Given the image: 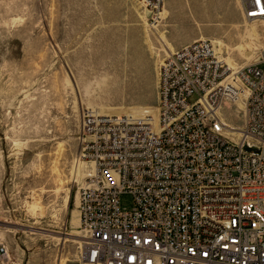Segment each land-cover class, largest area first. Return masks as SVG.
<instances>
[{"label": "rangeland", "instance_id": "1", "mask_svg": "<svg viewBox=\"0 0 264 264\" xmlns=\"http://www.w3.org/2000/svg\"><path fill=\"white\" fill-rule=\"evenodd\" d=\"M163 8L151 26L138 0H0V264H81L78 195L93 170L73 175L83 110L153 119L168 52L207 37L239 68L264 48V23L246 20L240 0ZM239 105H224L235 127ZM120 203L131 209L132 195Z\"/></svg>", "mask_w": 264, "mask_h": 264}, {"label": "built area", "instance_id": "2", "mask_svg": "<svg viewBox=\"0 0 264 264\" xmlns=\"http://www.w3.org/2000/svg\"><path fill=\"white\" fill-rule=\"evenodd\" d=\"M138 1L156 26L165 0ZM240 5L264 23V0ZM239 102L235 127L224 105ZM79 144L96 171L78 195L81 264H264V48L236 71L193 40L160 63L157 122L88 107Z\"/></svg>", "mask_w": 264, "mask_h": 264}, {"label": "bare ground", "instance_id": "3", "mask_svg": "<svg viewBox=\"0 0 264 264\" xmlns=\"http://www.w3.org/2000/svg\"><path fill=\"white\" fill-rule=\"evenodd\" d=\"M164 9V8H163ZM165 12V9L164 10H162V12H161V14L162 13H164ZM162 41H163V39H161ZM214 43H215V46H216V43H219V44H221L222 45V42L221 41H214ZM217 47V46H216ZM217 51H218V48H217ZM171 52H173V51H171ZM171 52H168V53H171ZM219 52V51H218ZM228 59V58H227ZM230 59V58H229ZM230 62V61H229ZM228 62V63H229ZM231 63V62H230ZM229 63V64H230ZM231 65V64H230ZM232 66V68L234 69V70H238L239 68H241V67H237L235 64H232L231 65ZM236 85L237 86H239L241 89H243V87H242V85L239 83V81L237 80L236 82ZM239 104H241V102H239ZM220 115H221V117L223 116V118H224V114L222 113V111L220 112ZM152 121H154V122H157L158 121V114H157V117H155V118H153V119H151ZM78 163H76L75 165H74V171H73V175H74V177H77L78 175H80V173H81V169L86 165V164H88V162H82V161H77ZM92 165V167H93V170L91 171V173L90 174H84L83 175V179H88V178H92V177H94L95 175H96V171H95V168H94V166H93V164H91ZM88 182V181H87ZM78 219H79V212H78ZM79 224H80V221H79ZM67 234V233H66ZM74 236H77V235H74ZM63 262V260H61V263Z\"/></svg>", "mask_w": 264, "mask_h": 264}, {"label": "crops", "instance_id": "4", "mask_svg": "<svg viewBox=\"0 0 264 264\" xmlns=\"http://www.w3.org/2000/svg\"><path fill=\"white\" fill-rule=\"evenodd\" d=\"M195 40V39H194ZM169 48V47H168Z\"/></svg>", "mask_w": 264, "mask_h": 264}]
</instances>
